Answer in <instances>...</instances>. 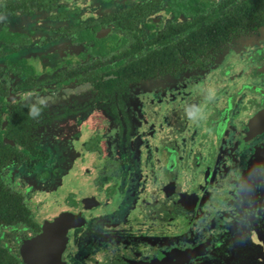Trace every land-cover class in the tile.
<instances>
[{"label": "flooded vegetation", "instance_id": "flooded-vegetation-1", "mask_svg": "<svg viewBox=\"0 0 264 264\" xmlns=\"http://www.w3.org/2000/svg\"><path fill=\"white\" fill-rule=\"evenodd\" d=\"M263 237L264 0H0V264H264Z\"/></svg>", "mask_w": 264, "mask_h": 264}, {"label": "water", "instance_id": "water-1", "mask_svg": "<svg viewBox=\"0 0 264 264\" xmlns=\"http://www.w3.org/2000/svg\"><path fill=\"white\" fill-rule=\"evenodd\" d=\"M252 167H253V166H252ZM261 240H262V246L264 247V237L261 238Z\"/></svg>", "mask_w": 264, "mask_h": 264}]
</instances>
